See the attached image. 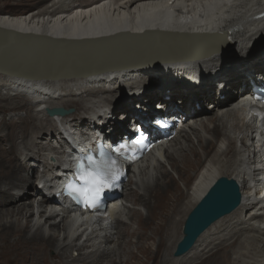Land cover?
<instances>
[{
	"label": "bare ground",
	"instance_id": "6f19581e",
	"mask_svg": "<svg viewBox=\"0 0 264 264\" xmlns=\"http://www.w3.org/2000/svg\"><path fill=\"white\" fill-rule=\"evenodd\" d=\"M34 3L43 5L24 15L0 11V27L35 35L41 50L54 43L65 47L63 40H72L74 44L67 42L74 45L72 55H88L83 49L88 45L98 61L112 39L155 31L167 51L204 53L197 59L57 81H26L0 73V264H264V200H254L251 185L256 183L257 193L264 188V161H258L264 156V137L257 140L260 128L246 113L252 100L246 84L264 80V50L244 57L229 72L219 69L227 55L241 54L264 32V0ZM154 80L158 89L137 87L130 92L138 91L136 96L124 102L120 95L115 101L121 106L111 110L115 106L110 105L104 110L109 113L100 115L112 91ZM74 102L89 115L45 114V108L72 107ZM210 111L214 116H205ZM132 113L142 121L156 113H181L187 122L177 137L131 169L125 188L129 205L124 200L109 221L93 222L60 208L53 191L48 196L41 191V178L54 176L66 163L60 147L69 142L62 125L71 124L84 136L105 127L110 135L103 141L109 145L135 131L139 122ZM12 114L16 116L11 119ZM97 141L92 138L87 145L94 148ZM222 177L237 182L239 204L204 231L187 253L174 257L172 228L182 211L180 201L187 197V206L197 204ZM168 243L174 249L162 250ZM20 249L25 253L18 254Z\"/></svg>",
	"mask_w": 264,
	"mask_h": 264
},
{
	"label": "water",
	"instance_id": "95a60500",
	"mask_svg": "<svg viewBox=\"0 0 264 264\" xmlns=\"http://www.w3.org/2000/svg\"><path fill=\"white\" fill-rule=\"evenodd\" d=\"M63 41L65 47L54 43L41 50L35 35L0 27V73L27 81H57L197 59L204 53L201 51L191 55L182 50L176 53L167 51V45L156 36L155 31L135 34L132 39L129 36L112 39L106 47L107 53L99 58L104 59L98 61L93 57L91 46L83 47L88 50L86 56L72 55L70 49L74 47V41ZM124 42L127 44H122ZM48 53L53 54L49 56ZM48 112L51 116L68 113L61 107L49 109ZM240 197L241 192L235 180L225 177L217 180L189 213L174 256L187 253L206 229L239 204Z\"/></svg>",
	"mask_w": 264,
	"mask_h": 264
},
{
	"label": "rangeland",
	"instance_id": "374dc122",
	"mask_svg": "<svg viewBox=\"0 0 264 264\" xmlns=\"http://www.w3.org/2000/svg\"><path fill=\"white\" fill-rule=\"evenodd\" d=\"M21 3V4H19V5H17L18 3ZM46 2V1H45ZM48 2V1H47ZM46 2V3H47ZM42 5L43 4H39V5H37V4H35L34 3V0H0V11L1 12H6V13H11V14H23V13H27V12H31V11H35V10H38V9H40V7H42ZM29 12V13H30ZM228 40H229V38H227ZM230 41V40H229ZM253 43V45L252 46H249L248 47V49L247 50H245V51H243L241 54H239V55H237V56H235L234 54H231V55H227L226 56V59H225V61H221L220 63L222 64V66H220V70H223V71H230V70H232V69H234L240 62H241V60H243L244 59V57H246V56H248V55H250V54H253V55H256V54H258V53H260L261 51H263L264 49V32L261 34V35H259V36H257L255 39H254V41L252 42ZM260 49V50H259ZM163 64H165V63H163ZM169 64V63H168ZM158 65H160V64H158ZM154 66H157V65H152V66H149V67H154ZM122 73V72H124V70H122V71H118L117 73ZM126 72V71H125ZM156 80H154V81H148V83H145V84H140L139 86H131V85H126V86H124V87H122L121 89H119V90H114V91H112V93H111V95H109L107 98H106V102L100 107V109H99V113H100V115L103 117V116H105V115H107L108 113H109V111H104L108 106H115V108H112L111 110H114V109H116L117 107H119V106H121V104H120V102H117L116 103V99L118 98V97H120V95H123V93H124V91L126 90V89H129V93L133 90H135L137 87H147L148 89L149 88H151V87H155V89L154 90H156V89H158L157 88V86H159V84L157 83L156 84V86H155V84H153V82H155ZM248 91V90H247ZM242 93H244V92H242ZM138 94V91L136 92V93H134V95L132 96V97H134V96H136ZM239 96H240V94L239 95H237V97L236 98H234V101L236 100V99H238L239 98ZM131 98V97H130ZM155 99H157V98H155ZM128 101V100H127ZM159 103L160 102V100H156V103ZM208 103H210V102H205L204 103V106L205 105H207ZM157 104H154V108H155V106H156ZM71 106L72 107H65V109H72V108H74L75 109V111L73 112V113H71V114H69V115H72V114H80V113H84V114H86V115H89V113H85L84 112V110L83 109H78L77 108V104L74 102V104H72L71 103ZM207 107V106H206ZM166 112V111H165ZM45 114H47V112L45 113ZM103 114H105V115H103ZM214 111H210V112H206V114H205V116H210V117H212V116H214ZM22 116H23V114H21ZM120 115V114H119ZM16 116V114H12V115H10V118L12 119V118H14ZM130 115H128V117H129ZM117 117V116H116ZM120 117V116H119ZM8 118V117H7ZM78 118V117H77ZM96 118H98V116H96ZM79 119V118H78ZM78 119H76V121H78ZM80 120H84V118L83 119H80ZM85 120H86V118H85ZM130 120H131V118H130ZM128 123V122H127ZM134 122H131V124H133ZM128 124H130V123H128ZM84 125H88V120H86L85 121V123H84ZM46 128H50V129H54V126L53 125H46ZM222 136L221 135H219V136H217L216 138H215V143H216V145H217V142H219V140H220V138H221ZM215 145V146H216ZM176 167V166H175ZM177 168V167H176ZM178 169H179V167H178ZM199 169V168H198ZM198 169L196 170V171H198ZM130 175H131V171H130ZM35 181V180H34ZM128 183H130V180L128 181ZM127 183V184H128ZM188 186H187V188L188 187H190V184L188 183L187 184ZM127 194H129V191H127V190H125V198H127L126 196H127ZM32 197H34V196H32ZM34 199V198H33ZM186 200H187V197L185 198H183L181 201H180V203H179V205H178V208L180 207V209H178L179 211L178 212H180L181 210V213H180V215H176V221H175V223L176 224H174V226H173V228H172V236H173V240L176 238V240H175V242H174V244H175V246H177V244L179 243V241L182 239V237H183V228H184V224H185V221H186V219H187V217H188V215H189V213L193 210V208L197 205V204H195V203H191L190 205H192V206H187L186 205ZM128 202V201H127ZM185 202V203H184ZM187 206L186 208L185 207H183V206H185L184 204ZM130 203L128 202V205H129ZM183 205V206H182ZM183 208V209H182ZM149 237H153L152 236V233H150L149 234ZM178 238V239H177ZM154 239V238H153ZM172 240V241H173ZM179 240V241H178ZM153 242H154V240H152ZM14 242H15V240L13 239V240H9L8 241V243H9V245H13L14 244ZM149 242H151V241H149ZM153 242H151V243H153ZM166 247V248H165ZM170 247V249H172L173 248V245L171 246V245H169V243L168 244H166L165 246H162L161 245V248H162V250H166L167 248H169ZM174 249V248H173ZM164 250V251H165ZM22 253H25L23 250H19L18 251V254H22ZM75 254V252L72 254L74 257H76V255H74ZM50 256H51V254H50ZM65 259V258H64ZM19 262L20 261H18V260H13V261H10V264H19ZM55 264H56V262H55Z\"/></svg>",
	"mask_w": 264,
	"mask_h": 264
},
{
	"label": "snow or ice",
	"instance_id": "6c2138e0",
	"mask_svg": "<svg viewBox=\"0 0 264 264\" xmlns=\"http://www.w3.org/2000/svg\"><path fill=\"white\" fill-rule=\"evenodd\" d=\"M256 99H260L257 97ZM258 117L264 120V112H256ZM147 145L143 138L132 142L131 150H144ZM129 150V145L120 143L113 147L116 154H125ZM120 167L118 161L113 159L112 154L105 150L103 146L97 153L82 155L76 164L73 176L66 185L67 194L77 203L86 208L95 210L100 207L104 193L120 179Z\"/></svg>",
	"mask_w": 264,
	"mask_h": 264
}]
</instances>
